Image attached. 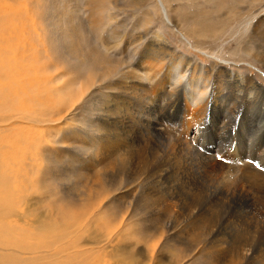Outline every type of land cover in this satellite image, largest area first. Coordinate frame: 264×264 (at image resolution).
<instances>
[{"label":"bare ground","instance_id":"6f19581e","mask_svg":"<svg viewBox=\"0 0 264 264\" xmlns=\"http://www.w3.org/2000/svg\"><path fill=\"white\" fill-rule=\"evenodd\" d=\"M175 1L154 0V4L143 9L141 17L131 30H121L124 23L120 22L110 29L107 28L108 32L104 26L103 31L109 36L101 37V43H98L91 37L92 32L101 28L105 12L108 13L107 18L116 21L112 10L117 8V2L92 0V16L88 29H85L79 20L81 8L72 3V0H67L74 7L66 17L57 8L50 14L53 18L49 26L51 39L46 44L39 41L38 49L34 47L35 44L32 45L37 55L30 58L34 62H30V65L33 67L34 64L35 67L29 70L27 67L22 70L16 68L13 75L0 77V112L13 113L14 101H17L18 107L27 111L28 104L23 99L27 96L26 91H42L40 94L43 98L51 99L49 101L54 99L57 105L67 101L73 108L82 101L87 92L98 91L94 103H91L96 107L83 126L85 134L96 133L97 136L86 137L83 155L88 158H76L73 163L79 167L72 165L73 170L82 171L83 175L84 172L87 173L85 198L93 197L95 201L101 202L94 209L98 212L89 216L91 222L95 221L96 227L101 223L105 225L104 219H99L100 216L106 217L108 214V211H104L105 201L116 203L136 196L138 190L127 188L131 184L126 185L127 176L141 182L150 178L154 183L153 189L150 185L141 192L143 198H148L151 205H159L165 198L176 201L177 204L166 203L163 212L166 215L160 217L172 218L174 213L176 216H190L192 219L188 221L184 233H191L193 244L187 247V243L183 247L184 251L178 246L177 249L173 248L179 255L174 257V254L169 260L166 257L165 264H264V87L251 74L231 71L232 66L230 68L224 64L228 63L226 59L214 58L210 65H204L168 47L165 31L179 34L180 43L185 46L192 45V41L198 45V41L213 40L218 35L217 31H207L190 23L187 18L181 19L179 6L173 5ZM210 4L216 3L213 1ZM200 11V17L205 16ZM255 17L256 14L253 19ZM245 29H251V34L237 45L235 52L229 54L231 57L243 55L264 68V15L253 24H247ZM42 32L39 29L36 34ZM151 35L153 38L149 37ZM21 36L23 44L20 45L24 50L29 39L23 31ZM111 38L114 39L113 46L120 50V54L103 50L102 45H111L108 41ZM20 40L18 38L17 45L22 43ZM24 58L23 54L20 59L25 61ZM29 61L26 60L25 63ZM37 100L38 98L35 102ZM11 119L18 118L5 115L0 117L1 133L3 124H8ZM216 137L221 140L217 143L219 146L209 142ZM159 154L168 158L159 157ZM193 156L199 160H203L202 157L206 159L204 174L209 178L208 182L211 180L213 184L224 185L223 190L217 189L210 193L206 207L199 206L202 201L197 193L190 206H179L178 203L181 202L182 205L184 201L181 200L185 190V186L184 189L182 187L184 179L176 178L178 185H172L171 180L185 170L184 164L179 161L180 164L175 166L170 158L185 161L193 160ZM1 159L0 156V161ZM168 162L176 167L179 171L177 174L170 173L172 167L170 168ZM88 172H93L94 175L90 176ZM5 178L6 176L2 180ZM4 183L7 184V181ZM160 186H164L165 190H159ZM133 191L136 192L135 195ZM6 194L8 192L0 184V195ZM222 205L225 206L227 216L224 224L220 212ZM2 208L5 205H1L0 210ZM130 208L129 215L133 217L132 220L136 219L134 227L142 226L145 235L151 229L149 232H152V236L159 235L160 240L164 239V249L171 246L170 242L176 233H183L175 231V234L165 236V227L157 218L152 220L156 226L162 228L157 231L152 225L149 229L148 224H140L144 221V218H139L140 210L132 206ZM148 209L146 207V211ZM113 214L122 217L124 211L116 209ZM249 220L252 221L251 224ZM241 223L248 226L250 232ZM82 225L70 229L76 228L77 232L82 233V229H85V225ZM13 226L0 225V264H75L68 260L74 259L79 253L76 251L80 249L79 243L71 242L69 245L63 238H56L57 246L49 242L36 247L26 245L22 242L23 239H11L15 233ZM129 232L130 230L126 232V229L124 231L119 228L117 234L113 233L111 238L104 240L105 245H101L100 238L93 234L81 236L90 241L85 246H92L87 251L82 250L83 253H94L95 258L90 263L84 259L78 264H99L104 256L110 259L113 252H108L107 249L111 247V242L113 251L133 253L131 248H137L146 242V238H133ZM124 236L128 240L126 244ZM22 251L35 254L36 257L23 260ZM153 251L155 248L152 253ZM152 253L146 257L140 253L144 261L137 264H157ZM128 263L120 259L111 263L103 261L101 264Z\"/></svg>","mask_w":264,"mask_h":264},{"label":"rangeland","instance_id":"374dc122","mask_svg":"<svg viewBox=\"0 0 264 264\" xmlns=\"http://www.w3.org/2000/svg\"><path fill=\"white\" fill-rule=\"evenodd\" d=\"M72 1V3H75L81 8L82 12L79 14V20L83 23V27L88 29L90 18L92 16L90 14V10H92V0ZM103 1H107L108 3L111 0ZM112 1H116L119 5H117L115 10H112V13L116 15V23L109 17L107 18L108 13L105 12V15L102 17L104 21L101 25L102 29L99 28L97 30L98 32H92L91 37L95 39V42L101 43L100 38L108 37V29L116 26L119 22L124 23V27L121 30L125 29L124 32L126 30H131L134 23L141 17L143 9L154 4V0ZM167 1L172 2V0ZM213 1L216 4H210V2ZM213 1L176 0L173 2V5L179 6V15L181 16V19L187 18L190 23L197 24L207 31H217V37L213 40H197L198 45L192 41V45L188 46L186 44L185 46L180 43L179 34L165 31L168 40V47L204 65H210L211 60L214 58L226 59L228 63L224 64H227L230 68L232 66L230 69L231 71H236L237 73L244 75L251 74L255 81L260 86L264 87V68L261 65L243 55H237L235 57L232 55V58L229 54V52H235L239 43L244 41L246 36L251 34V29L246 31V25L253 24L256 19L258 20V18L264 15V0L255 3L251 0ZM72 3H67V0H0V77L9 74L13 75L17 69L22 70L27 67L29 70L35 67L34 64L33 67L30 65V62L34 63L30 58L33 55H37L36 51L34 53L32 45L34 46L35 44L34 47L38 49L39 41L46 44V41L51 39L49 26L50 22L53 21V18L50 17V14H52L54 9L57 8L60 10V13H64V16L66 17V14L70 12L72 7H74ZM200 10H202L205 16L200 17ZM255 14L256 17L253 19ZM180 18L177 17V19L181 20ZM104 26L106 27L107 32L103 31ZM39 29H42L43 32L38 35L36 33H38ZM22 31L26 33V38L29 39L26 45L27 47L24 50H22L23 48L21 46L23 44L21 38ZM124 32L122 34H124ZM87 36L90 39V34L88 32ZM149 37L153 38V35ZM18 38L21 39L20 42L22 43L17 45ZM108 41L111 45L108 44L106 47L102 45L103 50L113 54H120V50L113 46L114 39L111 38ZM90 43L87 44L90 45ZM23 54L25 56V61L30 60L29 62H26L27 64L20 59ZM7 66L10 67L8 68ZM165 66L167 67L166 63ZM41 89L43 91L45 90L43 88ZM32 91H26L27 96H25L26 98H23L26 99L24 102L28 104V108H26L27 111L18 107L17 101H14L15 104H10L14 105L13 109L16 111L14 110L13 113L11 111L9 113L8 111L0 112V117L5 115L18 118L14 120L11 119L8 124L4 123L2 127L4 131L2 130V133L0 131V156L2 158V161H0V184H2V187L8 192L6 195H0V206L5 205V208L0 210V225H14L15 233H13L11 239L15 240L18 238L20 241L23 239V243L25 242L26 245L29 244L34 247L40 244L46 245L48 242L51 245L57 246L56 241L58 239L56 238H63L64 241H66L65 243L69 245H71V242H77L79 243L78 246L80 249L76 251H79V253L74 256V259L68 260L75 262V264L80 263V261H83L84 259H87L90 263V261L92 262L95 258L94 253H83V251L89 250L92 246H85L86 244H90V241L85 240L86 237H83L84 239L81 238V236L93 234L96 238H100L101 245H105L106 241L104 240L111 238L113 233L117 234L119 228H122L124 231L126 229V232L130 230L129 234H131V236L133 235V238H137L138 236L145 237L146 242L138 245L137 248L132 247L131 249H133V253L130 251L115 252L112 248L113 242H111V247H109L107 251L113 252L112 257L109 259V257L107 258L104 256L99 264L103 263V261L111 263L120 259L125 261V263L129 262L128 264H137L138 262L144 261L141 256H148L152 253L154 248L155 251H153L152 255L155 256L157 264H165L167 259H172V255L176 254L174 257H178L179 253L176 252V250H173V248L178 246L180 247L179 249L184 251L183 247H185L187 243V247L193 244L191 233H184L187 230L186 227L188 221L192 220L190 219V216L189 218L188 216H184V218L176 216V214L173 213L172 218H170L171 216H167V218L166 216L164 218L160 217L164 214L163 212L166 209V203H171L172 205L177 206V204H175L176 201H168V198H165L163 199L164 202L162 201L163 203L161 202L159 205H151L152 202L148 198H143V193L141 192H144V190L150 185V188L154 186V183L150 178L145 180V182H143V180L141 182L140 180H137V178L131 179L127 176L126 179L128 180H125L126 185L131 183L127 188L135 191L138 190L136 196L121 199L116 203L109 202V200L105 201L104 203H106L107 210L105 208L104 211H108V214H106V217H99V219H104L103 221H105V225H102L101 223L96 227L95 221L91 222L89 216L98 212L94 211V209L95 206H98L101 202L95 201L93 197L85 198V178L87 177V173L84 172L85 175H83L82 171L77 172V170H73L72 165H75L73 162L76 158H88L87 155H83L85 152L83 144L84 140L87 139L86 137L97 136L96 133L85 134L83 126L85 120H87L94 110V107H96L91 103H94L98 91L93 92L91 90V92H87L82 101L74 108L71 107L67 101L57 105L54 99L49 101L51 99L43 98V95L40 94L42 91ZM44 93L47 94L48 92ZM30 95L34 96V98ZM30 97L34 99V101ZM36 97L38 98L37 102H35L37 99ZM30 100L32 101L30 102ZM209 142H213L219 146L217 143L221 142V140L216 137L215 139L209 140ZM80 148L83 149L80 150ZM159 155H161L159 157L168 158L167 156H162V154ZM193 157L191 158L194 161L187 159H185V161L182 159L175 160L172 157L170 158L175 166L180 164L179 161L181 164H184L183 168L185 170L184 172L182 171V174H177L179 171L176 170V167H174L172 163L168 162V165H171L170 168L172 167L170 173H176L179 177L176 176L171 180L172 185L175 184L177 186L178 184L175 181L184 179L182 187L184 189L185 186V190H183L184 196L181 198V200L184 201L182 205L181 202L178 203L179 206L183 207L185 204L190 206L192 199L196 197L195 194L197 193L200 195L199 198L202 201L199 206L206 207L209 204L208 198L210 193L217 189L223 190L222 188L224 185L213 184L211 183V180L208 182L209 178L204 174L206 170L204 164L206 163V159L202 157L203 160H199L196 157ZM76 166L77 165H75V167ZM185 172L190 176H187ZM88 173L90 176L94 175L92 174L93 172ZM4 176H6V178L2 180ZM121 177L122 175L120 178ZM5 181H7V184L4 183ZM160 188L165 190L164 186L159 187V190H162ZM194 189L195 192L193 191ZM135 191H133V195H135ZM130 205L133 208H138V210H140L138 211L139 214L141 213L139 218H144V221L140 224H148V227L153 225V227L159 231L162 227L156 226V223L152 220L157 218L159 222L161 221V225H164L165 227V236L167 235L169 237L176 232L183 233H176L172 238V242H170L171 246H169L168 249H164V247H162V244L165 243L164 239L160 240L159 235L152 236V232H149L151 231L150 227V230L147 231L148 236L143 234L144 230L141 228L142 226H139V229L134 227L136 219L132 220L133 217L129 215L130 212L128 211L132 209L130 208ZM146 207L149 208L147 211ZM116 209H122L124 211V216H115L113 213ZM224 210L225 206L222 205L220 212L222 214L221 219L223 224L226 223L225 220H227ZM145 221L149 223H146ZM250 222L252 223L251 220H249V224H251ZM38 224L44 226L40 227ZM77 225H79V227L80 225H85L83 227L85 229H82V233L79 231L77 232L76 228L70 229ZM242 225L244 226V224ZM86 226L89 227L87 228ZM18 227L20 228L19 230ZM144 228L147 229V226H144ZM244 228L250 232L248 226H244ZM134 230H137L136 234H134ZM148 232L151 234H148ZM168 232H170V234H168ZM139 237L138 239H141ZM154 237L155 239H152ZM123 238L124 244H126L128 242L127 237L124 236ZM1 245L2 242L0 241V246ZM81 253L83 254L82 256L80 255ZM140 253H143V255ZM34 255L22 251L21 257L24 260L31 257L35 258L36 256ZM38 257H40V255ZM18 258L19 256L17 255V259ZM146 261L148 260L146 259Z\"/></svg>","mask_w":264,"mask_h":264}]
</instances>
